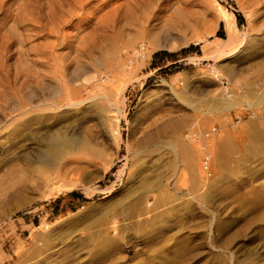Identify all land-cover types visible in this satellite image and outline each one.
Here are the masks:
<instances>
[{"label":"rangeland","instance_id":"1","mask_svg":"<svg viewBox=\"0 0 264 264\" xmlns=\"http://www.w3.org/2000/svg\"><path fill=\"white\" fill-rule=\"evenodd\" d=\"M122 1L0 0V264H264V0Z\"/></svg>","mask_w":264,"mask_h":264},{"label":"bare ground","instance_id":"2","mask_svg":"<svg viewBox=\"0 0 264 264\" xmlns=\"http://www.w3.org/2000/svg\"><path fill=\"white\" fill-rule=\"evenodd\" d=\"M87 0H29V2H32V8H29L30 10V14L35 16V19L36 21H39V22H43L44 25H47V20L49 22V26H50V29H58L60 27L61 24L65 23V21L67 22L68 20H70L73 16L77 15V14H82L80 11L83 10V7L85 5ZM133 1V0H123L119 5L118 7H123V8H127L129 3ZM165 1L166 0H146L147 2V8L149 9L148 10V13H147V17L144 18L143 22H144V25L147 27H149L150 31L154 29V26H155V23L156 21H161L164 17H170L172 16V11L170 10L171 6L166 5L165 6ZM144 2V1H143ZM30 7H31V3H30ZM146 16V15H145ZM62 17H64L63 19H61ZM57 18V20H56ZM58 18H60L58 20ZM31 19V18H30ZM161 19V20H160ZM227 19V18H226ZM155 21V23H154ZM173 21V19H172ZM227 21V20H226ZM225 21V23H226ZM230 21V20H229ZM151 22H153L151 24ZM98 23H99V20H97V22H94V28L98 26ZM232 23V22H231ZM234 23V21H233ZM230 25V23H228ZM226 25V24H225ZM234 25V24H233ZM227 29H229L227 27ZM148 30V29H146ZM58 31V30H57ZM152 32V31H151ZM150 32V33H151ZM56 33V32H55ZM149 33V32H147ZM149 33V34H150ZM142 34V33H141ZM140 35V34H139ZM144 35V34H143ZM152 35V34H151ZM159 35H160V39L155 41L153 43V47H151L152 49L153 48H170V45L167 43V39H169L171 36H172V32L170 31H160L159 32ZM150 36V35H149ZM143 37V36H142ZM231 38V34L230 32L228 31V39ZM241 39V38H240ZM198 40L200 39H196V41L194 42H197ZM243 40V39H242ZM142 41V40H140ZM231 41V40H230ZM229 41V42H230ZM226 43L228 41H225ZM232 42V41H231ZM240 42V41H239ZM144 44V43H143ZM227 44H230V43H227ZM241 44V42H240ZM141 45V44H140ZM139 45V46H140ZM143 46V45H142ZM130 47V46H129ZM218 48V47H217ZM52 50V49H51ZM137 50V49H136ZM146 50V48L144 49ZM150 50V49H149ZM149 50H147L149 52ZM220 50V49H219ZM218 50V51H219ZM127 51V50H126ZM232 50H229L228 52H231ZM49 52V51H48ZM52 52V51H51ZM50 53V52H49ZM47 53V54H49ZM123 53V52H122ZM2 54V53H1ZM51 54V53H50ZM53 55V54H52ZM50 55V58L51 56ZM125 55V54H124ZM127 55V54H126ZM219 55H224V52H219ZM218 55V56H219ZM1 56V55H0ZM46 56V55H45ZM59 56V55H58ZM121 56V55H120ZM146 56V55H144ZM217 55H215L214 57H216ZM49 57V56H48ZM56 56H54L55 58ZM2 58V57H1ZM126 58V57H124ZM123 58V59H124ZM131 58V57H129ZM129 62L133 59H129ZM197 59V58H195ZM55 60V59H53ZM125 60V59H124ZM123 60V61H124ZM134 60V59H133ZM215 60V59H214ZM120 63V62H119ZM132 63V62H131ZM129 64V63H128ZM80 65V64H79ZM123 66V65H122ZM79 70V69H78ZM83 70V69H82ZM81 70V71H82ZM78 76V72H76V74H74V76H68V79H65L63 78L62 79V83L61 85L59 84L60 86V92L58 91V93H60V98H57V101H54V102H51L49 103L50 106H53L54 108H61L63 106H70V105H74L75 104H79L82 100L78 98L77 96V93L78 92V89H80L79 87L80 86H77V87H71V85H73L76 81L78 82L79 79L77 78ZM225 77V76H224ZM219 81V80H218ZM60 83V82H59ZM227 84V83H226ZM230 84V83H229ZM237 84V83H235ZM239 84V83H238ZM229 86V85H228ZM237 86V85H235ZM223 87V86H222ZM238 87V86H237ZM244 87V86H243ZM233 88V87H232ZM221 89V88H220ZM226 90V88H225ZM239 91V90H238ZM42 93V92H41ZM33 94V93H32ZM35 94V93H34ZM33 94V95H34ZM36 96V95H35ZM235 96V95H234ZM42 96L39 95V96H36L34 100H30L35 104V106H40V105H43L45 104V102L43 103H40L39 99L41 98ZM228 98V97H227ZM30 99V98H29ZM38 103H37V101ZM43 100V99H42ZM221 100V99H220ZM46 101V100H45ZM82 103V102H81ZM48 105V104H47ZM68 106V107H69ZM77 106V105H76ZM242 107V106H241ZM52 108V107H51ZM44 110V109H43ZM261 110V109H260ZM259 110V111H260ZM258 111V113H259ZM254 115V114H253ZM263 119H264V115H260ZM250 117V116H249ZM261 119V118H260ZM262 119V120H263ZM258 120V119H257ZM264 123V121H263ZM262 130V129H261ZM207 134V133H206ZM188 137H189V134H187ZM205 138V137H204ZM192 140V138H190ZM194 139V137H193ZM195 140V139H194ZM188 141V140H187ZM202 141V140H201ZM189 144H190V140L188 141ZM193 143V142H192ZM188 146V145H187ZM202 148V147H201ZM210 149V148H209ZM202 150V149H201ZM206 150H204L205 152ZM208 151V150H207ZM211 151V150H210ZM197 153V152H196ZM201 153V152H200ZM210 153V152H209ZM208 153V154H209ZM201 155V154H200ZM30 156L32 158H36L37 160H40L44 157H46V154L42 152V150H32V152L30 153ZM206 157V156H205ZM208 159V157H207ZM205 162V161H204ZM203 164V163H202ZM206 165V164H205ZM258 249V253L259 255L261 256L263 254V249L258 246L257 247Z\"/></svg>","mask_w":264,"mask_h":264},{"label":"trees","instance_id":"3","mask_svg":"<svg viewBox=\"0 0 264 264\" xmlns=\"http://www.w3.org/2000/svg\"><path fill=\"white\" fill-rule=\"evenodd\" d=\"M192 48L194 49L195 47L192 46V45H190V46H188L187 48H185V49H183V50H186V49H192ZM164 55H171V54H168L167 52H164ZM74 193H75V192H73L72 195H74ZM75 195H76L77 197H81L79 194H76V193H75Z\"/></svg>","mask_w":264,"mask_h":264},{"label":"built area","instance_id":"4","mask_svg":"<svg viewBox=\"0 0 264 264\" xmlns=\"http://www.w3.org/2000/svg\"><path fill=\"white\" fill-rule=\"evenodd\" d=\"M259 115H264V108H261V110L259 111V113H258ZM208 134V133H207ZM206 152V151H205ZM204 152V153H205ZM204 158H206L204 155H203V157H202V161L204 160ZM205 170V169H204Z\"/></svg>","mask_w":264,"mask_h":264}]
</instances>
